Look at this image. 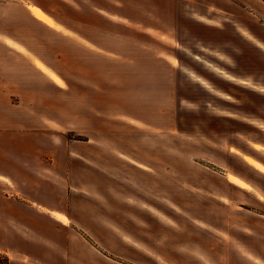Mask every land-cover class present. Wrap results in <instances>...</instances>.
Segmentation results:
<instances>
[{
	"label": "rangeland",
	"instance_id": "1",
	"mask_svg": "<svg viewBox=\"0 0 264 264\" xmlns=\"http://www.w3.org/2000/svg\"><path fill=\"white\" fill-rule=\"evenodd\" d=\"M220 6L0 0L47 68L48 188L96 264H264V1Z\"/></svg>",
	"mask_w": 264,
	"mask_h": 264
},
{
	"label": "crops",
	"instance_id": "2",
	"mask_svg": "<svg viewBox=\"0 0 264 264\" xmlns=\"http://www.w3.org/2000/svg\"><path fill=\"white\" fill-rule=\"evenodd\" d=\"M191 1L221 9L220 5L233 0ZM7 19L0 13V239L1 229H12L16 235L19 247L7 240L11 264H96V253L90 251L87 238L82 241L73 231L78 225L67 202L53 199L72 189L65 193L61 187L48 188L49 184H61L64 176L49 177L48 172V132L49 126L54 127L49 123L47 68L34 60L30 51H37L7 26ZM54 82L53 86L61 87ZM97 130L95 125L88 127V147L102 140L96 137ZM71 146L68 144V148ZM68 158L72 159V154ZM57 213L67 215L69 220H62Z\"/></svg>",
	"mask_w": 264,
	"mask_h": 264
},
{
	"label": "bare ground",
	"instance_id": "3",
	"mask_svg": "<svg viewBox=\"0 0 264 264\" xmlns=\"http://www.w3.org/2000/svg\"><path fill=\"white\" fill-rule=\"evenodd\" d=\"M37 11L40 12L41 14H44V11L41 10V9H38V8H37ZM58 81H59V82H60V81L62 82V79H61L60 77H58ZM248 159H249L250 161H252L254 164H256L257 166H259L260 168H262V169L264 170V165H263V164H261L260 162L254 160V159H252V158H250V157H248ZM231 180H233L234 182H236V183H238L239 185L243 186L244 188H246V189H247L248 191H250L251 193H253V194H255V195H258V191H257L256 187L253 186L252 184H250L249 182H245V181H243V180H241V179L235 177L234 175H231ZM59 217H60L62 220H64V221L67 220V218H66L65 216H60V215H59Z\"/></svg>",
	"mask_w": 264,
	"mask_h": 264
},
{
	"label": "trees",
	"instance_id": "4",
	"mask_svg": "<svg viewBox=\"0 0 264 264\" xmlns=\"http://www.w3.org/2000/svg\"><path fill=\"white\" fill-rule=\"evenodd\" d=\"M0 264H11L10 255L0 250Z\"/></svg>",
	"mask_w": 264,
	"mask_h": 264
}]
</instances>
